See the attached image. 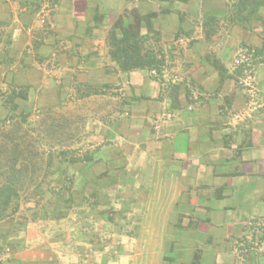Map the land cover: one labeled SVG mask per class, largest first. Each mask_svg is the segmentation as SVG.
<instances>
[{"label":"crops","instance_id":"1","mask_svg":"<svg viewBox=\"0 0 264 264\" xmlns=\"http://www.w3.org/2000/svg\"><path fill=\"white\" fill-rule=\"evenodd\" d=\"M131 9L136 16L125 18ZM119 18L139 25L142 35L159 31L161 54L172 42L184 43L177 105L147 70L123 72L111 61L108 38ZM0 26L14 51L18 44L21 54L44 60L36 64L43 76L22 74V81L54 87L64 82L60 74L81 72L91 84H130L151 103L137 114L147 125L136 136V178L151 195L147 206L156 210L163 202L156 214L165 217L170 264H264V254L242 260L237 252L238 238L255 233L249 223L264 216V0H0ZM240 45L253 51L249 69L231 67ZM30 227L23 237L31 248L14 256L16 264H44L43 255H26L40 243ZM0 264H11L8 256Z\"/></svg>","mask_w":264,"mask_h":264},{"label":"rangeland","instance_id":"2","mask_svg":"<svg viewBox=\"0 0 264 264\" xmlns=\"http://www.w3.org/2000/svg\"><path fill=\"white\" fill-rule=\"evenodd\" d=\"M124 15L136 16L132 9ZM210 22L213 29L215 24ZM146 35L147 47L164 60L160 73L147 71L149 78L165 84L171 96L172 87H176L178 96V79L186 67L179 45L184 43L172 42L164 55L161 33ZM10 38L0 26V144L16 145L23 168L19 178L25 184L32 180L24 163L28 156L32 164L38 161L39 165L38 152L53 151L57 159L52 176L35 178L45 179L57 189L63 186L64 193L52 203L48 201L51 197L35 195L30 205L20 193L12 220H0V258L8 256V261L16 264L14 256L31 248L23 237L31 226V238L40 243L26 255L39 253L44 264H170L169 249L163 247L165 217L157 215L163 213V202L157 211L147 206L151 195L146 184L136 178L140 163L136 136L147 125L137 114L150 111L151 103L135 96L130 84H101L98 79L91 84L81 72L60 74L64 82L54 87L30 85L20 76H43L36 64L44 60L33 53L21 54L18 44L14 51ZM243 47L247 46L240 45L233 56ZM207 60L213 65L222 63L216 57ZM229 60L235 69L234 57ZM109 66L110 71L118 70L116 65ZM5 135L9 139L5 140ZM142 141L146 147V135ZM64 150L68 154L58 157ZM141 173L146 177L147 170ZM48 202L65 211H53L49 205L43 208ZM249 226L254 235L238 238L237 252L242 260L252 252L264 254V245L259 247L264 244V216L256 217Z\"/></svg>","mask_w":264,"mask_h":264},{"label":"trees","instance_id":"3","mask_svg":"<svg viewBox=\"0 0 264 264\" xmlns=\"http://www.w3.org/2000/svg\"><path fill=\"white\" fill-rule=\"evenodd\" d=\"M254 13L249 11V14ZM247 14L244 15V19H247ZM125 16V15H124ZM147 35H142L139 25L134 23H125L123 18H119L116 24H113L112 30L109 33L108 47L109 55L112 61L123 72H131L135 70H147L161 72L164 60L157 56L150 47L146 44ZM159 55V54H158ZM172 101L177 103V88L172 87ZM176 90V93H175ZM3 138L9 139L7 135ZM65 149H68L67 147ZM68 150H64L58 153L59 155L68 154ZM33 152H29L31 155ZM19 152L16 145H12L11 148L7 144H0V220L11 221L13 216L17 213L19 208V199L23 194L26 199V205L34 199L33 196L41 194L42 197L48 196V201L51 203L59 198L64 193L63 186L57 189L50 182L37 181L39 177L52 176L53 162L57 159L55 153L51 150L38 152L39 165L30 162V156L25 160V167L28 176L32 177L31 182H21L20 178L23 174V168L17 158ZM36 154V153H35ZM42 158L40 157V155ZM35 176L37 178H35ZM33 177L36 181H33ZM67 201V200H65ZM50 206L51 210L61 212L65 211L64 208L52 207L48 202L43 204V208ZM44 210V209H43ZM47 211V209L45 210ZM27 226V225H26Z\"/></svg>","mask_w":264,"mask_h":264},{"label":"built area","instance_id":"4","mask_svg":"<svg viewBox=\"0 0 264 264\" xmlns=\"http://www.w3.org/2000/svg\"><path fill=\"white\" fill-rule=\"evenodd\" d=\"M252 60H253V51L250 48L243 47L240 48L239 51L236 53L234 57V67L240 68V67H246L249 69L252 66ZM153 73H156L153 71ZM248 77H251V73H246ZM246 81V80H242Z\"/></svg>","mask_w":264,"mask_h":264}]
</instances>
